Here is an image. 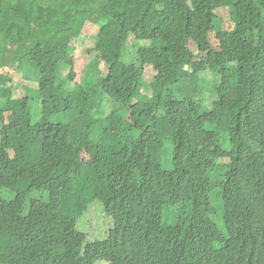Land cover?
<instances>
[{
    "label": "trees",
    "instance_id": "trees-1",
    "mask_svg": "<svg viewBox=\"0 0 264 264\" xmlns=\"http://www.w3.org/2000/svg\"><path fill=\"white\" fill-rule=\"evenodd\" d=\"M226 4L235 25L219 30ZM87 23L90 58L72 52ZM131 35L148 41L139 66ZM98 60L106 73L86 76ZM26 66L38 85L20 93L7 83ZM205 71L222 76L211 106L176 90ZM0 95V264H264V0H0ZM95 198L117 214L112 243L78 227ZM175 201L192 212L172 224Z\"/></svg>",
    "mask_w": 264,
    "mask_h": 264
},
{
    "label": "rangeland",
    "instance_id": "rangeland-1",
    "mask_svg": "<svg viewBox=\"0 0 264 264\" xmlns=\"http://www.w3.org/2000/svg\"><path fill=\"white\" fill-rule=\"evenodd\" d=\"M228 2V1H227ZM225 4V3H224ZM232 4H226L218 8L217 16L215 19V25L219 30H226L234 27L235 25V12L233 11ZM232 8V9H231ZM230 27V28H229ZM100 26L92 23H87L83 29L82 35L78 38L76 42L73 43L72 52L75 55H80L84 53L86 57L90 58L94 54H96L95 50V36L99 33ZM147 44V41L139 40L135 35H131L126 43L125 53L123 60L126 63H135L138 66L141 63L140 57V48ZM107 65L104 61L98 60L94 62L93 67L88 70L85 75L91 78L102 75L106 73ZM153 75V67L152 65H147L144 69L143 77L146 81L150 82ZM199 80H189L185 82L180 87H176V90L179 94H185L192 92L196 87H199L198 95L206 104V106H211L213 100L216 98V93L212 90L213 83L221 82L222 76L218 72L214 71H206L200 73ZM204 80V82H202ZM27 85L37 86L36 80L33 78V68L30 66H26L23 70L17 71L13 76V81L11 82V86L16 91L19 89L20 93H23L25 87ZM147 91V90H146ZM6 101L5 98L0 95V102L4 103ZM37 113V117L39 115L37 110V105H34ZM105 107L107 108V112L111 107L110 103H106ZM221 144L224 148L229 149L230 143L223 134L221 138ZM169 153V150H167ZM166 154V151H165ZM229 159L224 158L221 159L220 162H228ZM162 165L166 169H170L172 167L171 155L167 154L164 156ZM47 191H43V198H47ZM211 201L213 205L216 207V211L212 214V218L219 223L223 227V215H224V203L222 196L219 191V187L216 186L211 193ZM186 204V205H185ZM184 202H176L170 203L166 205L164 212V220L169 223H178L184 220L189 214L192 212V208L188 206L187 203ZM89 211L78 218V227L80 230L87 234L88 240H95L96 238H103L107 235L111 226H113L114 221L111 216L106 215L103 210V207L100 202H92L90 204ZM223 230L226 234H228L225 227ZM107 264V263H101Z\"/></svg>",
    "mask_w": 264,
    "mask_h": 264
},
{
    "label": "clouds",
    "instance_id": "clouds-1",
    "mask_svg": "<svg viewBox=\"0 0 264 264\" xmlns=\"http://www.w3.org/2000/svg\"><path fill=\"white\" fill-rule=\"evenodd\" d=\"M137 38V37H136ZM138 39V38H137ZM144 41H147V40H144ZM147 44H148V41H147ZM146 44V45H147ZM206 72V71H205ZM200 75V74H199ZM221 81H222V79H221ZM7 84H10V86H11V83H7ZM6 84V85H7ZM12 87V86H11ZM13 89V88H12ZM15 90V89H14ZM4 98V97H3ZM224 158H227V157H223L222 159H224ZM227 159H229V158H227ZM221 160V159H220ZM229 162V161H228ZM228 162H221L222 164H226V163H228ZM218 187H219V185H218ZM215 188V187H214ZM214 190V189H213ZM212 190V191H213ZM45 191H47V194H48V196H47V198H43V200H48V202H50V200H51V192H50V189H46L45 188ZM219 191H220V194H221V196H222V199H223V203H224V212H225V204H226V201H224V197H223V194H222V189H221V186L219 187ZM212 193V192H211ZM211 193H210V198H209V209H210V216L212 217V214H214L215 213V211H216V207L213 205V203H212V201H211ZM68 195L69 197H70V192H69V194L68 193H65V195ZM96 201H98V202H100L101 203V205H102V207H103V210H104V212L106 213V215H108V216H111L112 218H113V221H114V224H113V226H111L110 227V229H109V231H108V233H107V235L105 236V237H103V238H96L95 240H88V237H87V234L85 233V236H86V242L88 241V242H95V243H102V244H106V243H112V236H113V233L116 231V229H117V227H118V224H119V220H118V217H117V214H116V212H115V210L113 209V207L112 206H110L109 204H108V202L106 203V201H104L103 199H101V198H95L94 200H92V201H90L88 204H87V206H86V208L84 209V211L79 215V216H77V221H78V218H80L81 216H83V215H85L88 211H89V209L91 208L90 207V204L92 203V202H96ZM176 202H179V201H175V202H171V203H176ZM223 224H224V215H223ZM82 231V230H81ZM226 236H228V234H226ZM85 242V243H86ZM218 245H220V243H218ZM85 249H87V247H86V245L84 246V250H83V254L85 255L86 253H84V251H85ZM82 253V252H81ZM111 259L110 258H106V257H102V258H97V260L95 259L94 260V263L93 264H101V263H107V264H111V261H110Z\"/></svg>",
    "mask_w": 264,
    "mask_h": 264
}]
</instances>
